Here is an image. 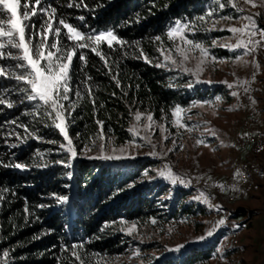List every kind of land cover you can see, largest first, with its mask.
Returning <instances> with one entry per match:
<instances>
[{
	"label": "trees",
	"instance_id": "1",
	"mask_svg": "<svg viewBox=\"0 0 264 264\" xmlns=\"http://www.w3.org/2000/svg\"><path fill=\"white\" fill-rule=\"evenodd\" d=\"M101 2L104 6L99 8L96 7L97 0H85L88 8H68L65 0H47L48 4L57 8L58 17L65 18L81 31L114 30L132 44L126 49L128 57H123L119 52H110L106 44L101 45L106 54L119 61L118 67L113 65L112 75L119 72L120 87L116 86L110 75L105 74L107 69L103 62L89 50H83L88 54L86 72L93 78L90 83L96 104L93 107L87 96L76 100L75 110L69 117L68 131L77 149L97 138L100 132L97 119L103 121L104 137L110 138L112 144L119 145L131 139L128 125L134 111H146L154 116V121L165 123L176 106L184 109L194 101L203 100L208 94L206 89H187L183 75L153 66L159 58L156 51L159 45L155 37L161 36L165 45L169 46L166 32L176 21H180L196 23L199 30L191 38L207 39L209 32L204 31V23L197 18L210 8H215V0ZM220 2L226 6L223 10H217L215 16L231 11L226 0ZM80 16H84L85 20L81 21ZM32 20L39 25L37 18L33 17ZM136 42H139L152 64L132 58L137 53ZM211 52L218 57L228 54L220 48ZM81 67L83 65L79 59H74V85L83 79V73L79 71ZM170 84L173 86L169 87ZM17 87L25 86L17 85L15 80L0 79V88ZM22 95L18 91L12 93L10 98L17 101L14 108L0 106V161L20 162L29 166V170L24 171L0 167V187L7 189L3 193L5 199L0 201V250L10 252L9 264H72L71 253L64 251L72 244L84 245L81 251L88 264H116L115 258L123 254L128 246L126 235L121 231L126 223L157 226L176 219L205 215L203 208L194 205L192 200H185L189 188L176 187L169 198L160 197L166 190V183L142 178V171L150 166V161L104 165L93 160H77L72 162L70 169L56 164L57 160L67 159V155L59 150L63 138L54 127H45L28 114L33 111L34 105L20 103ZM65 106L68 107L67 103ZM12 120L28 125L30 131L43 137V140L20 142L12 136L6 142L8 133L16 131L24 134L22 128L5 123ZM10 143H17L18 147L10 148ZM45 163L48 167L40 166ZM68 172L72 173L71 178ZM129 184L135 186L128 188ZM53 194L67 196L68 203L58 204ZM41 204L46 207H37ZM25 206L29 208L30 215L25 214ZM241 213L242 210L237 209L233 216ZM152 219L156 220V224L151 223ZM34 235L41 238L33 239ZM179 252V258L174 253L146 264H208L213 256L212 245L204 243L191 245Z\"/></svg>",
	"mask_w": 264,
	"mask_h": 264
},
{
	"label": "snow or ice",
	"instance_id": "2",
	"mask_svg": "<svg viewBox=\"0 0 264 264\" xmlns=\"http://www.w3.org/2000/svg\"><path fill=\"white\" fill-rule=\"evenodd\" d=\"M111 2V0H109ZM233 9H236L240 13H244L251 9L262 8L264 9V0H226ZM66 7L68 8H88L85 0H65ZM216 7L210 8L206 14L197 18L200 23L211 22V28L206 31L214 30L216 24L220 21H211V18L216 14L217 10H223L226 6L225 3L220 0H215ZM104 4L101 0H97L96 7H103ZM244 6H247L245 8ZM95 11V9H91ZM151 11V9H149ZM264 15L262 12H255L249 15H242L239 18L246 20L242 27H229L227 31L231 32L236 37V43H219L217 40L212 41V46L227 47L230 50L244 49L245 54H252L256 52L258 48L264 45V28H260L256 24L254 17ZM35 17L39 21V25L32 18ZM81 21L85 20L84 16H80ZM222 20L228 21L233 17L223 16ZM139 22V21H134ZM66 30V31H65ZM198 27L195 22H180L176 21L175 25L166 32L167 41L171 42L169 46L165 45V41L161 36L155 37V42L158 43L156 48L159 58L153 64L154 67L164 68L168 71H178L181 73L195 76L196 83L204 82L211 83V81H200L199 76L203 72L204 66L209 61L216 62V57L211 56L209 49L206 48L201 42L194 40V37L198 31ZM258 37V38H257ZM107 46L110 52L122 53L123 57H128L129 53L127 48L132 44L118 36L114 30L96 31L93 30L89 33L81 31L77 26L69 23L65 18L57 16V8L47 3V0H0V79L15 80L17 85L23 84L25 87H17L15 89L0 88V106L6 109H12L16 106L17 101L11 99V95L14 91L23 93L19 98L20 103L28 102L34 105L33 111L29 112L34 120L38 123H43L45 127H54L58 130L59 134L63 138V142L59 143V150L67 155V159L57 160L56 164H60L65 168H72V162L79 158L80 154L74 143L73 139L69 135L68 122L71 113L75 110L76 100L84 99L85 96L91 99L93 107H95L96 101L94 99L93 86L90 83L92 77L86 72L88 66V54L83 50L87 49L90 53L99 58L106 71V75H110L111 79L115 81L116 86H121L119 79V72L112 75L113 65L118 67L119 61L113 60L110 54H106L101 45ZM137 53L132 57L135 59H143L144 62L152 64V60L145 54L144 49L139 46V42L135 43ZM198 52L199 55L193 57L192 53ZM79 53V55H78ZM78 58L83 67L79 69L83 73V79L79 81V84L73 83V61ZM162 58V59H161ZM196 59L195 71L188 67V63L192 59ZM242 57H237V61H241ZM246 63V62H245ZM259 68V65L256 64ZM255 73L253 74V79ZM227 84L229 89L242 88L245 93L249 91L248 81H242L237 79L234 83ZM173 85H169L172 87ZM188 88L193 87V84L189 82L186 85ZM83 88V91H82ZM115 95V93H113ZM127 95V93H124ZM231 95L239 98L240 93L232 91ZM75 97V100H73ZM220 97L216 98V101H220ZM251 99V97H250ZM68 105L66 107L65 105ZM255 103V100H252ZM204 104H193L192 107H204ZM186 109L176 106L172 111L173 124L177 129H183L188 133H192L197 129V125L189 126L182 122V113H185ZM131 113V107H130ZM134 121L132 127L128 129L133 134V140L129 141V147H139L135 144V138L140 137L142 121L146 120L147 123L143 124L144 131H150L155 124L154 116L151 113H142L140 111L134 112ZM190 119V118H189ZM12 125H16L17 128L23 129V135L19 132L13 131L8 133L5 137V141L11 139L12 136L16 137V140L20 142H26L28 139L43 140V137L37 135L34 131H30V127L24 124H18L16 120L6 121ZM207 123V122H205ZM96 124L100 126V132L96 139L100 141L104 140L103 121L96 120ZM2 127V126H0ZM160 131L166 132L167 129L160 125ZM211 135L216 136V133L210 129ZM247 135V134H245ZM151 144L152 141L149 137H140ZM96 139H93L91 145H85L83 148L84 153H89L93 146L99 148L100 154L97 156H87L88 159H102L106 161H118L124 159H134L135 157L127 153V147H121L119 149H113L111 154H105L106 144L101 142L96 144ZM164 140H168V136L163 137ZM50 143H57V141H49ZM172 143L175 145L176 141ZM196 145H209L205 143L203 139H197ZM10 148L18 147L17 143H10ZM155 148V145H152ZM168 151H173L169 149ZM155 156V151L150 153ZM39 155V154H38ZM42 167H48L45 163L40 165ZM0 167L14 168L21 171L29 170V166L20 163H5L0 161ZM71 178L72 173H67ZM145 176L148 173H144ZM158 175L164 179L170 180L175 185L177 183L184 184L185 181L177 176L170 167L165 165L164 170H160ZM240 172L237 171L236 176H239ZM134 184H129L127 187L132 188ZM223 188L224 185H219ZM7 191L0 187V201L5 199L3 193ZM54 199L58 204L68 203L69 198L64 195L53 194ZM197 200H203L208 203V197L201 192L199 196L195 197ZM211 206V205H210ZM37 207L43 208L46 205H38ZM219 210V208L217 209ZM25 214L30 215L29 208L25 206ZM38 219V218H37ZM121 223H125L121 221ZM152 224H156V220H151ZM224 219L218 221V225H223ZM238 227V226H237ZM121 231H125L121 228ZM137 231V225L132 223L130 227H127L126 232L128 235H133ZM213 235V230H209L206 234L207 237ZM206 236H200V240L206 239ZM39 235H34L33 239H40ZM83 244H72L70 247L64 248V251L70 252V260L72 264H88L85 254H82ZM184 245H178L172 251H180ZM0 264H9L10 252L6 250H0ZM139 250L133 253L134 257H139ZM99 264V262H97Z\"/></svg>",
	"mask_w": 264,
	"mask_h": 264
},
{
	"label": "rangeland",
	"instance_id": "3",
	"mask_svg": "<svg viewBox=\"0 0 264 264\" xmlns=\"http://www.w3.org/2000/svg\"><path fill=\"white\" fill-rule=\"evenodd\" d=\"M23 3V0H22ZM228 6L231 11L220 15L213 16V20H219L214 30L206 31L211 28V22L204 23V31L209 32V36L205 40H197L201 42L206 48L209 49L211 56L216 57V62L209 61L204 66L203 72L199 76L200 81H211V83H196V77L181 73L178 71H172L176 74L183 75L185 79V86L191 82L193 87L199 89H206L207 96L203 100H197L189 104L184 109L188 110L182 113V122L189 126L197 125V129L192 133H188L183 129H177L173 124L174 117L172 112L170 118L165 123H158L155 121L150 131L143 130V124L147 123L146 120L142 121L140 137H149L152 141L151 144L140 137L135 138V144L139 147H129V141L133 140V134L130 133L131 139L119 145L111 143L110 138L104 137L103 141L96 139V144L101 142L106 144L105 154H111L112 150L119 149L121 147H127V153L134 156V159H124L118 161H106L102 159H88L87 156H97L100 154L99 148L93 146L91 152L84 153L82 150L85 145H91L92 141L81 146L77 151L80 154L79 158L74 160H86V161H98L104 165H114L119 163L135 162V161H150L151 164L148 168L142 171V178L147 181H161L165 182L166 190L160 195L162 198H169V195L175 190L176 185H173L170 180L164 179L158 175L157 164L162 163L171 168L176 174L180 175L185 181L186 185H196L201 180L207 179L213 173H223L229 168V162L231 160V131L234 120V113L232 109V98L227 90V86L224 81H227L233 74H239L244 76L249 70L256 69L258 74L264 77V49L253 54H245V51L241 49L230 50L227 47L212 46V41L217 40L219 43H236V37L227 28L235 26L242 27L246 20H241L239 17L242 15H249L254 13L255 9H251L250 12L244 13L238 12L233 9L230 4ZM247 8V6H244ZM259 9V12L264 13V9ZM229 16L233 17L228 21L222 20L221 17ZM33 19V18H32ZM256 24L260 28H264V15L254 17ZM66 31V30H65ZM213 33H216L213 36ZM171 44V42H170ZM169 44V45H170ZM223 49L227 51V56H216L211 52L213 49ZM193 57L199 55L198 52L192 53ZM237 57H242L241 61H237ZM162 59V58H161ZM246 62V63H245ZM196 59H192L188 63V67L195 71ZM259 65V68L256 67ZM217 89V90H216ZM220 97V101L217 102L216 98ZM193 104H204V107H192ZM135 112V111H134ZM134 112L132 113L131 120L128 125V129L133 126ZM147 114L146 111H140ZM190 118V119H189ZM264 123V117H262ZM207 122V123H205ZM160 125H163L167 131L161 132ZM210 129L216 133V136L210 134ZM167 135L168 140H164L163 137ZM197 139H203L208 147L204 145H196ZM175 140L174 145L172 141ZM155 145V148L152 145ZM173 149V151H168ZM155 151L157 155L153 156L150 153ZM73 161V162H74ZM148 173L147 176L144 173ZM186 201L192 200L190 196L185 197ZM231 213H235L237 209H241L242 213L239 216L234 217L236 228L239 235V247L237 253L240 258V264H264V214H263V199L262 192L247 193L242 199L237 200L233 204L226 206ZM132 223H126L123 227L126 235V242L128 246L125 248L123 254L115 258L116 264H146L151 262L155 258L161 256L171 255L178 253L179 251H172L170 249L176 248L178 245H184L182 249L191 245H200L204 243V240H200V236H206L207 222L206 216H196L192 218L176 219L170 221L168 224L150 226V225H137V231L133 235H128L126 232L127 227H130ZM238 226V227H237ZM139 250V257H134L133 253ZM222 253V250L219 251ZM208 264H213L212 260Z\"/></svg>",
	"mask_w": 264,
	"mask_h": 264
},
{
	"label": "built area",
	"instance_id": "4",
	"mask_svg": "<svg viewBox=\"0 0 264 264\" xmlns=\"http://www.w3.org/2000/svg\"><path fill=\"white\" fill-rule=\"evenodd\" d=\"M255 12H259V9H255ZM263 49L264 45L254 53ZM254 73L255 78L253 79ZM237 79L248 81L246 86L249 91L245 93L242 88L238 87L229 89L226 84L230 95L234 90L240 93L239 98L231 95L235 115L231 131L232 147L229 168L223 173L211 174L210 177L201 180L196 185L175 184L189 188L188 196L191 197L194 205L203 208L206 212L207 232L213 230V235L206 236L204 244L212 245L213 264H240L237 253L240 244L238 229L233 213L228 210L227 205L242 199L247 193L261 190L264 214V123L262 120L264 117V77L260 76L256 69H251L244 76L233 74L227 82L234 83ZM252 100H255V103H252ZM157 168L158 171L164 170V165L158 163ZM237 171L240 172L239 176H236ZM177 176L181 178L180 175ZM219 185H224V187L221 188ZM201 192L208 197V203L195 199ZM220 219H224L223 225H218ZM220 250L222 253H219ZM180 254L181 252H178L176 257L179 258Z\"/></svg>",
	"mask_w": 264,
	"mask_h": 264
}]
</instances>
